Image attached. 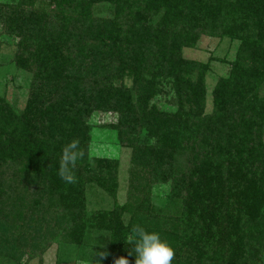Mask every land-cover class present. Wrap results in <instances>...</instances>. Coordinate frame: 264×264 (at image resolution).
I'll return each instance as SVG.
<instances>
[{
  "label": "trees",
  "instance_id": "1",
  "mask_svg": "<svg viewBox=\"0 0 264 264\" xmlns=\"http://www.w3.org/2000/svg\"><path fill=\"white\" fill-rule=\"evenodd\" d=\"M2 35L31 80L22 109L0 97V264L81 245L89 229L108 236L92 264H135V226L161 234L172 264H264V0H0ZM202 36L239 42L209 112V63L183 56ZM98 109L118 114L131 149L129 197L90 210L88 185L118 186V161L90 155ZM73 139L85 156L66 184L58 162ZM158 183L170 184L163 208L150 203Z\"/></svg>",
  "mask_w": 264,
  "mask_h": 264
},
{
  "label": "rangeland",
  "instance_id": "2",
  "mask_svg": "<svg viewBox=\"0 0 264 264\" xmlns=\"http://www.w3.org/2000/svg\"><path fill=\"white\" fill-rule=\"evenodd\" d=\"M7 2L9 0H1ZM97 7V6H96ZM106 13V11H105ZM0 48V97H4L16 110L22 109L29 90L30 74L17 67L13 62L15 52V39L2 35ZM239 42L229 38H214L202 36L194 48H184L183 56L201 62H208L210 69L206 74V111L212 108L211 91L217 79L226 76L233 61ZM130 84L129 80H125ZM264 92V87L261 90ZM118 114L114 111L93 110L87 117L90 127L91 142L90 155L92 157H109L118 161L116 196H109L95 184L86 187V206L90 210L111 209L115 204L124 205L128 201L129 171L131 169V149L120 146L117 141L116 130L111 125L116 124ZM264 137V134H263ZM184 155H176L174 159V172L185 169ZM170 194L169 183L153 184L150 191V203L163 208ZM127 222L128 216L124 215ZM106 234L89 229L85 232L84 242L81 245L53 244L45 250L41 257L36 256L27 260L25 264H92L90 259L94 253V245L105 242Z\"/></svg>",
  "mask_w": 264,
  "mask_h": 264
},
{
  "label": "clouds",
  "instance_id": "3",
  "mask_svg": "<svg viewBox=\"0 0 264 264\" xmlns=\"http://www.w3.org/2000/svg\"><path fill=\"white\" fill-rule=\"evenodd\" d=\"M84 156L85 152L78 139L71 140L62 148L58 175L66 184L76 183L74 169ZM126 240L132 246V252L129 254L135 256V264H172L174 249L159 232L135 226L130 229ZM115 264H128V260L126 257H120Z\"/></svg>",
  "mask_w": 264,
  "mask_h": 264
}]
</instances>
